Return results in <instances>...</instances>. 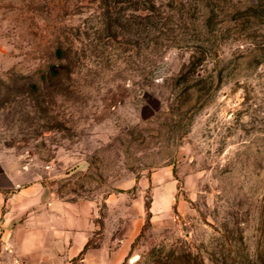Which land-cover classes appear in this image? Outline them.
Masks as SVG:
<instances>
[{
    "label": "rangeland",
    "instance_id": "rangeland-1",
    "mask_svg": "<svg viewBox=\"0 0 264 264\" xmlns=\"http://www.w3.org/2000/svg\"><path fill=\"white\" fill-rule=\"evenodd\" d=\"M139 1L0 0V160L111 264H264V0Z\"/></svg>",
    "mask_w": 264,
    "mask_h": 264
},
{
    "label": "crops",
    "instance_id": "crops-1",
    "mask_svg": "<svg viewBox=\"0 0 264 264\" xmlns=\"http://www.w3.org/2000/svg\"><path fill=\"white\" fill-rule=\"evenodd\" d=\"M25 178L24 169L0 160V264H71L95 234L91 212L76 204L69 221L70 205L43 180ZM121 243L115 254H125L131 240ZM84 256L87 262L111 264L110 242L86 249Z\"/></svg>",
    "mask_w": 264,
    "mask_h": 264
},
{
    "label": "trees",
    "instance_id": "trees-1",
    "mask_svg": "<svg viewBox=\"0 0 264 264\" xmlns=\"http://www.w3.org/2000/svg\"><path fill=\"white\" fill-rule=\"evenodd\" d=\"M121 2L125 3L126 5H128V7H127L128 11L137 12L138 10H140L141 13L143 15L147 16L149 19L152 18V14H154V11L156 10L155 9V4L153 2H150V5H146L147 3H143V2L141 3V1H139V0H126V1H122L121 0ZM140 4H141L142 7H141V9H138ZM111 10H109V12L112 13V12H114L115 8L111 9ZM88 248H89V244L85 247L84 251L80 254V256L84 255L85 250L88 249Z\"/></svg>",
    "mask_w": 264,
    "mask_h": 264
}]
</instances>
